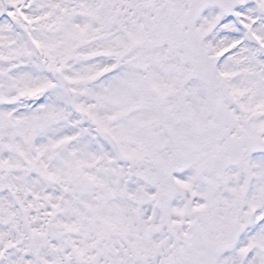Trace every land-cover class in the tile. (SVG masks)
Segmentation results:
<instances>
[{
	"label": "snow or ice",
	"instance_id": "1",
	"mask_svg": "<svg viewBox=\"0 0 264 264\" xmlns=\"http://www.w3.org/2000/svg\"><path fill=\"white\" fill-rule=\"evenodd\" d=\"M0 264H264V0H0Z\"/></svg>",
	"mask_w": 264,
	"mask_h": 264
}]
</instances>
